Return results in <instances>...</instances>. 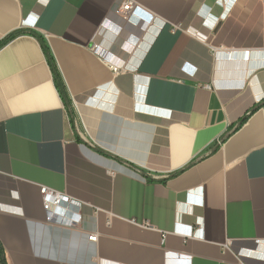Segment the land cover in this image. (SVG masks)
I'll use <instances>...</instances> for the list:
<instances>
[{"label":"crops","instance_id":"crops-1","mask_svg":"<svg viewBox=\"0 0 264 264\" xmlns=\"http://www.w3.org/2000/svg\"><path fill=\"white\" fill-rule=\"evenodd\" d=\"M122 1L0 0L7 264H264V0Z\"/></svg>","mask_w":264,"mask_h":264},{"label":"built area","instance_id":"built-area-1","mask_svg":"<svg viewBox=\"0 0 264 264\" xmlns=\"http://www.w3.org/2000/svg\"><path fill=\"white\" fill-rule=\"evenodd\" d=\"M134 2L132 0H124L122 1L117 7H116V13L124 16L126 13L132 10L134 6ZM94 50L95 52L102 58H106L105 52L103 49H101L100 46L97 44H94ZM208 86V85H207ZM41 192L43 194L44 199V205L46 209H49L50 206H56L58 209L62 210V214L71 213L73 215L72 220H70V223H72L75 220H78V208L80 206V202L77 200H74L72 198H69L66 195H63L59 192H56L54 190H51L47 187H42ZM56 212V211H55ZM58 213V212H56ZM59 214V213H58ZM56 215L53 213H50L47 215V219L50 220H57L55 218ZM91 238H95V236H91ZM239 264H247L244 261L239 260Z\"/></svg>","mask_w":264,"mask_h":264},{"label":"trees","instance_id":"trees-1","mask_svg":"<svg viewBox=\"0 0 264 264\" xmlns=\"http://www.w3.org/2000/svg\"><path fill=\"white\" fill-rule=\"evenodd\" d=\"M23 31L21 30H16L10 34H8L3 40L0 41V48L2 46H4L6 43H8L10 40H12L13 38H15L16 36H18L19 34H21ZM27 33H30L31 35H33L34 37H36L38 39V41L40 42L43 52L46 56L47 62L51 68L52 71V75H53V80L54 83L56 85V88L58 89V92L60 94V96L62 97L64 102H68V94L65 88V84L62 80L61 74L57 68L56 62L54 60V57L52 56V53L50 52L49 47L47 46V44L45 43L44 39L35 31L33 30H27ZM247 117V116H246ZM245 117V118H246ZM243 118L242 121L245 119ZM0 264H7L6 262V258H5V252L4 249L0 243Z\"/></svg>","mask_w":264,"mask_h":264}]
</instances>
